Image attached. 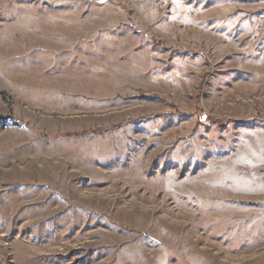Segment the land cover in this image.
Returning a JSON list of instances; mask_svg holds the SVG:
<instances>
[{
    "label": "rangeland",
    "instance_id": "rangeland-1",
    "mask_svg": "<svg viewBox=\"0 0 264 264\" xmlns=\"http://www.w3.org/2000/svg\"><path fill=\"white\" fill-rule=\"evenodd\" d=\"M0 264H264V0H0Z\"/></svg>",
    "mask_w": 264,
    "mask_h": 264
}]
</instances>
